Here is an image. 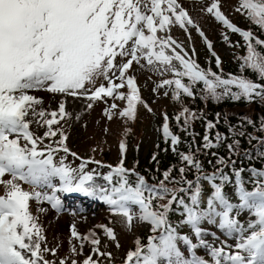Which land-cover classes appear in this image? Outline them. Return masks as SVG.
Instances as JSON below:
<instances>
[{
    "label": "snow or ice",
    "instance_id": "snow-or-ice-1",
    "mask_svg": "<svg viewBox=\"0 0 264 264\" xmlns=\"http://www.w3.org/2000/svg\"><path fill=\"white\" fill-rule=\"evenodd\" d=\"M201 11L243 39L245 54L238 58L239 74L223 72L211 42L179 0H0V184L4 189L0 194V264H57L45 259V253L55 256L57 249L44 243L43 227L29 204L32 200L46 202L59 213L64 207L58 193L73 192L103 202L109 213L121 217L129 227L137 221L149 225L145 242L137 238L122 264H264V135L246 136L249 144L256 141L252 145L256 156L245 149L244 157L259 159V168L252 164L246 170L236 167L232 157L240 145L233 139L226 145L227 157L212 153L214 170L206 172L199 154L217 148L227 137L217 132L215 142L210 139L214 123L205 120L201 142L196 143L189 129L203 111L197 113L181 103L182 97L214 102L225 97L233 101L264 99V39L233 24L221 11L219 0H210ZM235 11L264 33V0H238ZM172 26L189 37V48V28H193L220 70L200 67L194 48L189 55L172 37ZM222 36L230 43L227 35ZM141 69L169 77L156 82L152 91L170 95L180 104L172 119L185 136H192L187 151H177L180 137L170 130L167 113L162 114L160 131L178 163L161 170L153 153L151 159L157 167L150 176L152 183L136 171L135 163L125 167L123 139L119 161L105 165L70 153L63 125L53 127L72 117L66 109L67 97L81 99L85 109L103 101V114L109 119L118 113L132 120L138 103L152 112L133 74ZM35 90L51 93L57 98V107L38 108L41 98L32 94ZM109 99L121 100L124 106L109 105ZM75 115L79 119L80 114ZM33 123L43 128L41 134L30 129ZM247 123L264 133V119L258 124L248 119ZM228 131L237 134L231 126ZM238 134L245 136L244 132ZM69 153L80 160L75 167L66 162ZM88 163L97 168L88 170ZM101 168L108 170L101 172ZM5 174L7 179H3ZM22 183L30 190L22 188ZM229 185L232 191H226ZM37 211L45 209L38 207ZM175 213L179 217L173 222ZM242 213L248 218L242 220ZM204 222L218 229L224 239L202 226ZM185 226L189 233L182 231ZM96 227L108 240L116 239L111 227ZM85 243L91 245L90 252L77 261ZM99 245L92 229L82 235L73 225L69 255L58 264H100L98 257L108 258L110 264L111 253L101 251ZM197 249H203L208 258L197 255Z\"/></svg>",
    "mask_w": 264,
    "mask_h": 264
},
{
    "label": "rangeland",
    "instance_id": "rangeland-1",
    "mask_svg": "<svg viewBox=\"0 0 264 264\" xmlns=\"http://www.w3.org/2000/svg\"><path fill=\"white\" fill-rule=\"evenodd\" d=\"M182 6L185 7L186 11L192 17L194 21L199 23L202 31L205 34V37L211 42L212 46L215 45V51L222 54H228L230 51V43H225L222 33L228 36L229 40V31L222 27L214 18L203 13L201 8L206 6L210 0H179ZM238 5V0H219V6L221 11L226 15V17L233 23L234 18L237 16H243L240 12L235 11V7ZM191 35V46L197 54L198 47V38L197 33L193 28H189ZM172 37L180 41L186 51L191 55L192 48H189V37L185 35L182 29L178 26H172L170 30ZM230 41V40H229ZM135 78L139 81L141 86V97L146 100L150 107L153 109H159L160 103H166L165 96L153 93L152 89L155 86V83L158 82L162 77L154 72H150L146 69L137 70L133 73ZM162 91V90H159ZM32 94L41 98V104L37 107H43L46 110L55 109L57 107V98L54 97L51 93L46 92L45 90H35ZM66 109L69 113H72V117L68 120H60L57 125H63V130L66 133L65 144L69 148L70 152H77V157H82V152H89V157L96 159L94 154V145L98 146V152L102 155L107 154V157L120 158V153L117 145L118 138L116 135L120 133L121 129L127 128V122L130 121L127 118L115 114L111 119L107 118L103 114V109L106 106L103 101L93 102V106L90 109H85L84 102L81 99L67 97L66 98ZM115 102L119 107L122 108V101L108 100V104ZM76 113H79V119L76 118ZM32 119L31 116L28 117ZM141 121L138 130H141L138 134L134 136V140L129 143V150L136 149L135 144L138 143L143 147H147L152 144L154 139V134L150 130L152 128V117L148 113L140 114ZM132 124V122H131ZM30 129L36 134H41L43 128H39L35 123L30 125ZM22 143V141H21ZM59 155H64L60 153ZM85 157V156H84ZM58 158V157H57ZM66 162L71 166L75 167L78 165L79 161L77 158L67 154ZM87 168V167H86ZM88 170H92L87 168ZM8 176L5 174L3 179H7ZM55 183H58L54 179ZM21 187L25 190H30L29 186L26 184H21ZM40 190V189H38ZM3 185L0 184V192L3 193ZM208 188H206V191ZM232 191V187L228 189ZM234 194V193H233ZM61 199V195L58 194ZM90 198V197H88ZM91 201L89 206L79 205L73 201H69L64 206V210L57 213L55 210H51L48 207L46 202L39 203L41 206L45 207V211L38 212V204H31L33 202L37 203L35 200H32L29 204L30 211L33 216L37 217L38 223L43 227V232L46 237L44 243L47 244L49 248H56L57 252L55 256L51 253H45V259L49 261H58L61 257L69 255V237H70V227L75 226L76 230L82 235L87 233L89 229H92L100 239V250L107 251L111 253V262L110 264H115L116 262L122 263V256L125 255L126 248L130 245L132 240L138 235L139 232H145L149 230V225L143 222H133L131 226H127L122 222L121 217L118 215H113L107 210V206L100 203L99 200L90 198ZM92 200H95L94 202ZM234 202L235 199H234ZM76 204V205H74ZM85 207V208H84ZM40 208V207H39ZM73 210H75V215H73ZM247 213L241 214V219H247ZM106 225L111 227L115 233V240H108L102 233V229L96 227L97 225ZM209 231H215L217 236H220L221 239H224L222 234L214 226L208 225ZM182 231L189 233L190 229L185 226ZM210 242L212 240L211 236L205 237ZM117 243L119 247H117ZM229 243H234L230 240ZM181 251L187 255L186 248L183 245L180 246ZM77 253H80V245H76ZM91 245L85 243L83 246V256L77 255V261L83 259L84 256H87L90 252ZM196 254L203 256L207 259V255L203 249H197ZM100 264H109L108 258L98 257Z\"/></svg>",
    "mask_w": 264,
    "mask_h": 264
},
{
    "label": "trees",
    "instance_id": "trees-1",
    "mask_svg": "<svg viewBox=\"0 0 264 264\" xmlns=\"http://www.w3.org/2000/svg\"><path fill=\"white\" fill-rule=\"evenodd\" d=\"M236 25L242 29H250L253 34L259 38L264 39V33H261L257 26L250 24L248 19H244L239 17V20L236 21ZM231 47L229 54H219L216 55L221 60V69L225 74L234 73L239 74V57L244 56L245 48L243 39L236 33H231ZM239 45V46H237ZM259 50V49H258ZM196 58V57H195ZM196 62L202 68L211 67L213 71H219L215 64V58L209 54L207 46L204 44L199 48V53L197 54ZM245 75L251 76L250 72H245ZM199 86V85H198ZM167 103H161L159 109H153L152 112H148L143 105L137 104L136 113L133 118V125L128 127L127 129H121L120 133L116 135L117 138L123 139L126 144L127 154L124 158L125 167H132L135 163L136 171L140 172L142 175L146 176L149 183L153 181L150 179L152 174H156L154 170L157 167V163H154L151 159L153 153L156 154V160L158 162L159 168L162 170L167 168L170 165H176L178 163V156L174 155L171 151L170 144H166L162 133L160 131V124L162 123V114L167 113L169 116V127L170 130L173 131L180 137V143L177 147V151H187L188 143L192 140V136H185L183 131L177 128L176 121L172 119L174 113L180 110V104L172 101L170 95L167 97ZM123 103V101H122ZM181 103H183L186 107L195 110L199 113L201 110L203 111V116L195 119L191 122V126L189 131L195 135L196 143L201 142V138L204 134V122L205 120L213 121L214 127L209 129L210 139H213L215 142V135L217 132L222 133L223 137H227V139L222 138L219 146L217 148H213L207 150V152H201L199 154V159L203 165V168L206 172H212L214 170L215 158L212 156V153L215 152L217 156H228V151L226 145L230 143L233 139L239 141V151L232 157L235 161L236 167L244 168L252 164L257 168L260 167L261 161L259 159H247L244 157V150L248 149L249 152L252 153L253 157L256 156V152L252 148V145L256 144V141L253 140L251 144L247 140L246 136L248 133H251L253 136H262L264 133L258 132L254 130L252 125L247 123L248 119L255 121L257 124L261 119H264V99L254 98L249 101H245L243 99H239L233 101L228 97H225L219 101L212 100H201L199 97L196 98H187L182 97ZM172 106V109L169 106ZM151 113L152 115V128L154 130V140L152 145L147 147H143L142 145L136 143L134 147L136 149L129 150V143L134 140V136L138 138V134L141 130H138L141 118V113ZM219 114V118L217 119V115ZM137 124V125H136ZM229 126L233 128V130L237 133L236 135H232L229 133ZM244 132L245 136H240L238 133ZM167 149V150H165ZM211 161V163H209ZM117 163L114 161L113 165ZM231 172V169L227 170ZM245 180L248 179V173L245 171L243 173ZM206 182V181H205ZM204 183V182H202ZM230 186V185H229ZM227 186V188L229 187ZM246 187L250 188V184H246ZM226 188V189H227ZM174 217L172 215L171 219ZM144 239V238H143Z\"/></svg>",
    "mask_w": 264,
    "mask_h": 264
}]
</instances>
